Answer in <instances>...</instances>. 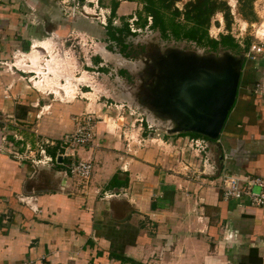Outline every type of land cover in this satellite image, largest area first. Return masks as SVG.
Instances as JSON below:
<instances>
[{"label":"crops","instance_id":"crops-1","mask_svg":"<svg viewBox=\"0 0 264 264\" xmlns=\"http://www.w3.org/2000/svg\"><path fill=\"white\" fill-rule=\"evenodd\" d=\"M79 1L72 0L76 14L67 17L62 0H0V113L11 118L10 127L25 125L44 98L26 88L22 77L14 78V67L22 64L16 62L10 73L2 68L14 53L31 64L28 55L47 39L43 35L78 31L76 16L88 20ZM112 1L117 3H96L107 15ZM119 9L121 4L116 14ZM40 66L44 72L48 64ZM246 75L217 141L208 142L210 162L222 157L218 172L202 168L187 136L141 137L139 128L114 134L90 125L92 139L75 149L74 158L91 161L85 186L60 173L67 163L60 147L52 178H42L29 161L9 156L5 147L11 143L0 123V264H264V209L244 198L223 200L220 192L223 175L264 180V93L248 90L254 78ZM23 131L28 141L18 146L33 148L34 135ZM17 133L21 141L24 135ZM19 197L29 198L36 211Z\"/></svg>","mask_w":264,"mask_h":264},{"label":"rangeland","instance_id":"rangeland-1","mask_svg":"<svg viewBox=\"0 0 264 264\" xmlns=\"http://www.w3.org/2000/svg\"><path fill=\"white\" fill-rule=\"evenodd\" d=\"M107 1L103 0V3L107 4ZM124 1L126 0H117V3L122 6V9L117 11V17L123 16L127 18L134 13L135 8L137 9L135 5ZM187 1L189 0L177 1L175 3L176 8L181 9L182 5ZM225 1L230 6L232 15V24L229 30L230 35L240 46H242L244 39L249 41L248 49L245 51L247 58L245 56L246 65L243 75H246V68L249 67L248 73L250 74L246 76H253L254 84L249 86L248 90L258 91L257 86H261V81L264 80V0H256L253 3L252 9L255 22L251 24L245 22L236 14L234 0ZM71 3L72 0H64V3L61 5L62 9L66 11L67 8L65 9V5H70L71 8L75 6ZM78 3L79 5H85L87 8L92 9L91 4H84V0ZM95 8V15L93 17L90 15V9L87 10V14L89 15L81 11L82 15L87 17L88 20L89 18H96V20L92 19L94 21L89 20V22H93L91 24H89L88 20L76 16L73 25L78 31H68L66 36L43 35L47 39L36 44V46H39V49H45V51L43 52L39 49L32 50L31 54L28 55L32 62L31 64L27 63V59L22 54L14 53L10 55L9 60L6 62L7 65H4L2 68L5 72L10 73V69L7 68L10 64L14 65L16 62L22 64L24 67H15L19 71L15 74L14 78L19 75L22 77L19 78L20 82L26 88L38 94V97L44 98L41 101L39 100L38 105H35L32 111L33 116H30L27 122H25V125L18 124V126L10 127L13 124L11 118H7L0 113L1 133L3 136H12L14 141H17V132L20 131L19 135L22 137V133H24L23 129L25 128L29 129L31 131L30 133L34 135L33 140L35 146L33 148H29L27 145V147L24 146L21 148V152L18 151L17 153L16 149L14 150L16 147L13 144L5 147L10 157H12V153H21L19 155L26 157V160H23L26 164H29L28 161L30 159H39L40 147H48L50 146V142H59V138L72 134L75 124L80 122L84 113L90 117V125L101 126L104 130L114 134L120 133L123 130H129L130 134L139 128V132L143 133L141 137H144L148 133L159 138L166 136L161 129L163 126L151 120L148 113L142 111L132 99L133 92L136 89V83L138 82L137 75L134 73L138 68L137 60L133 63L128 62V60H125L117 54L116 47L114 50L107 49L105 45L108 44L105 41L103 33L104 25L102 24H106L108 14L106 15V12L99 8L97 3ZM120 13H123V15ZM69 20L66 24L71 28L73 22ZM132 20V18L127 20V23ZM119 23L117 18L112 21L113 26H118ZM62 24L63 21L61 22ZM45 31L47 33L48 29L46 28ZM225 33L220 15H215L208 29V36L211 39L217 40L219 35ZM157 37V33L144 28L139 32H135L134 36L129 38L127 43H147V51H150L148 50V42L153 44L157 41V47L161 51L168 48H178L181 51L197 54L211 52L205 48L183 41L174 42L168 40L158 42ZM252 45L255 46V49L249 51ZM222 50L226 49H218L213 51V53L218 54ZM230 52L232 54H238L237 52ZM95 58L98 59L97 63L93 62ZM137 59H142V56ZM47 64V70L45 69L44 71H47L46 74L43 71H38V68L41 69L40 65L45 68ZM253 66L255 73H252ZM118 70H123L129 76L131 79L129 84L121 80L117 73ZM27 72H35L36 74ZM39 72L41 73L40 75ZM30 76H32L31 80H34L35 85L29 80ZM57 88H61L62 91L57 93L53 90ZM77 95L82 96V99H79ZM44 103L46 105L45 107L43 106ZM68 124L71 127L70 129ZM147 125L151 126V129H146ZM7 128H9V131ZM94 164L96 163L94 162ZM51 165L52 163L42 166L38 164L36 166L42 178L44 176L52 178L53 169L50 168ZM44 167H48V170L43 169ZM41 169L43 170L41 171ZM77 183L82 186L86 184L81 181H77Z\"/></svg>","mask_w":264,"mask_h":264},{"label":"water","instance_id":"water-1","mask_svg":"<svg viewBox=\"0 0 264 264\" xmlns=\"http://www.w3.org/2000/svg\"><path fill=\"white\" fill-rule=\"evenodd\" d=\"M141 56L134 72L135 104L163 126L165 135L195 134L216 142L236 100L243 52L197 54L157 47ZM221 159L218 154L213 162L216 171ZM60 160L55 158L57 164Z\"/></svg>","mask_w":264,"mask_h":264},{"label":"trees","instance_id":"trees-1","mask_svg":"<svg viewBox=\"0 0 264 264\" xmlns=\"http://www.w3.org/2000/svg\"><path fill=\"white\" fill-rule=\"evenodd\" d=\"M126 1L134 3L137 7L134 13L127 17L128 19L123 16L117 17L116 8L118 4L113 1L110 3L109 13L103 32L105 41L108 44L106 46L108 50L111 49L112 46H116L120 47L121 51H123L127 43L126 41L135 34L130 32L129 24L127 23V20L131 18H134V21H132L134 29L141 30L147 26L150 31L157 33L162 41H183L205 48L209 51L226 49L237 52L242 49L245 52L248 49L249 41L247 39L243 40L241 48L229 33L230 25L232 24V15L230 6L227 5L225 0H189L182 5L181 9L175 6V3L179 0ZM234 1L236 14L245 22L250 24L254 23L255 16L252 5L256 0ZM215 15H220L226 32L225 34L219 35L217 40L211 39L208 36V29ZM115 18L120 22L118 26L112 25V21ZM147 18H150L149 25H147ZM93 62L97 63L98 59H93ZM119 73L122 74L124 72L120 71ZM22 135L24 136L21 138V141H14L12 136H8L7 139L9 143L18 147V145H23L24 141H28L25 134L22 133ZM179 135L188 136L189 138H201L211 142L195 134H178V136ZM59 144V142H55L52 149L45 147L46 154L51 157V159H54V161L56 158L55 150H58ZM18 151L21 152V148H19ZM130 262L132 264H137L133 261Z\"/></svg>","mask_w":264,"mask_h":264},{"label":"built area","instance_id":"built-area-1","mask_svg":"<svg viewBox=\"0 0 264 264\" xmlns=\"http://www.w3.org/2000/svg\"><path fill=\"white\" fill-rule=\"evenodd\" d=\"M64 2V0H62ZM90 4L96 5V0H85ZM93 2V3H92ZM66 16L74 17L76 14V9L73 6L72 8L69 5H65ZM134 21V18H132ZM132 21H128L130 32L135 33L139 32V29H134L132 26ZM150 23V18H147V25ZM105 26V24H102ZM147 27V26H146ZM145 27V28H146ZM255 49V46L252 45L249 48V51ZM260 50V49H259ZM247 58V55H244ZM13 64H10L8 69L11 68ZM15 68V67H14ZM31 73V72H29ZM264 83L261 86H258L257 89L260 93H264ZM88 114L84 113L83 118L80 122H77L74 126V131L72 134L64 135L60 138L59 147L61 149L62 158L67 159V163L63 165V169L60 173L62 176L76 179L81 182H87L91 175L92 165L89 159L87 160H78L75 161V149L78 147H84L90 143L92 139L91 126H90V117ZM141 121V120H140ZM146 129H151V126L147 125ZM54 143H50L52 146ZM188 147L194 150L198 156L201 157L202 168L213 170L215 167L212 162H210L207 154L208 141H205L201 138H189L187 140ZM39 150V159L33 160L30 159L29 162L31 166L36 167L39 165H48L52 163L54 159L46 155L45 148L40 147ZM202 155V156H201ZM41 156V157H40ZM13 159L17 161L26 160L25 156L12 153ZM256 188V191L254 189ZM220 192L223 200H239L245 199L249 206L264 209V180L258 177H253L250 179L240 178L236 176L223 175L220 180ZM18 201L24 205H27L30 210L33 212L36 209L30 204L31 201L26 197H19ZM18 264H34L31 261L20 262Z\"/></svg>","mask_w":264,"mask_h":264},{"label":"flooded vegetation","instance_id":"flooded-vegetation-1","mask_svg":"<svg viewBox=\"0 0 264 264\" xmlns=\"http://www.w3.org/2000/svg\"><path fill=\"white\" fill-rule=\"evenodd\" d=\"M94 20H96V19H94ZM145 29H148L147 27L145 28ZM149 30V29H148ZM150 31V30H149ZM152 32V31H151ZM155 33V32H154ZM134 36V35H133ZM158 36V35H157ZM131 38V37H130ZM157 39H158V42H160V41H162L159 37H157ZM128 41V40H127ZM126 41V42H127ZM109 44H111V43H109ZM146 44L147 43H144V44H138V43H134V44H132V43H126V46H125V48L123 49V51H121V48L120 47H116V46H112L111 47V49H113L114 50V48L116 47V51H117V54L118 55H120L122 58H124L125 60H128V62H131V63H133V62H135L136 60H137V58H139L143 53L145 54L146 53ZM148 44H149V49L148 50H150V51H152L153 49H156L157 48V41H155L153 44H151L150 42H148ZM105 46H107V45H105ZM241 48H242V46H241ZM110 49V50H111ZM240 52H243V54L245 55V52L241 49V50H239V51H237V53H240ZM246 58H245V56H244V62H243V64H242V66H241V71H240V77H239V83H238V91H237V94H238V92H239V86H240V84H241V80H242V76H243V73H244V69H245V65H246V60H245ZM249 67L248 68H246V70L247 71H249ZM252 70H253V72L252 73H254V71H255V68H254V66L252 67ZM120 71H123V70H118L117 71V73H118V75L120 76V78H121V80H124L123 82L124 83H126V84H129V82H130V78H129V76L128 75H126V73L124 72V73H122V74H120L119 72ZM264 83V81L262 82L261 81V84H263ZM258 87V86H257ZM258 90V89H257ZM259 92V91H258ZM237 97V96H236ZM234 106V105H233ZM233 108V107H232ZM232 108H231V110H232ZM230 110V111H231ZM230 113V112H229Z\"/></svg>","mask_w":264,"mask_h":264},{"label":"bare ground","instance_id":"bare-ground-1","mask_svg":"<svg viewBox=\"0 0 264 264\" xmlns=\"http://www.w3.org/2000/svg\"><path fill=\"white\" fill-rule=\"evenodd\" d=\"M84 10H85V12H86V14H87V10H89V9H88V8H85ZM35 48H37V47H35ZM35 48H34V49H35ZM38 71H43V70L40 69V68H38ZM31 73H32V72H31ZM42 73H43V72H42ZM33 74H34V73H33ZM40 74H41V73L39 72V75H40ZM29 80H30V78H29ZM33 84H34V83H33Z\"/></svg>","mask_w":264,"mask_h":264}]
</instances>
